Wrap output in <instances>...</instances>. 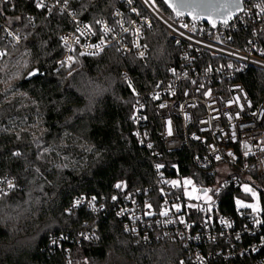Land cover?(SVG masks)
<instances>
[{
  "label": "trees",
  "instance_id": "16d2710c",
  "mask_svg": "<svg viewBox=\"0 0 264 264\" xmlns=\"http://www.w3.org/2000/svg\"><path fill=\"white\" fill-rule=\"evenodd\" d=\"M155 2L173 15L165 0ZM20 3L14 1L19 9L10 21L25 36L0 58V176L18 181L0 198V264H69L68 250L71 264H179L185 256L179 241L138 242L111 202L154 182V157L139 144L131 117L141 97L160 147V121L148 93L178 61L174 38L155 21L147 30V56L111 45L65 68L58 57L59 37L72 28L67 17ZM116 5L118 0H72L79 16L92 21L110 16ZM31 13L34 21L28 20ZM34 68L39 75L26 79ZM242 78L251 94H264V71L249 70ZM160 161L178 163L180 172L198 179L185 151ZM80 196L105 199L108 206L88 239L79 233L94 215L84 205L72 206Z\"/></svg>",
  "mask_w": 264,
  "mask_h": 264
},
{
  "label": "built area",
  "instance_id": "2783aa9c",
  "mask_svg": "<svg viewBox=\"0 0 264 264\" xmlns=\"http://www.w3.org/2000/svg\"><path fill=\"white\" fill-rule=\"evenodd\" d=\"M14 1L0 0V52L7 53L8 46L20 44L25 36L23 28L10 21V13L19 9ZM20 2V7L28 2L33 10L67 17L72 28L59 37L62 50L58 57V64L63 62L65 68H72L81 52L96 56L111 45L123 53L147 56V30L153 23L169 31L179 48L178 61L148 93L160 121L161 146L153 138L148 105L141 97L131 117L139 144L154 157L155 179L116 195L111 201L116 204L115 213L138 242L179 241L185 255L179 264H264V225L255 223L264 220V213L253 214L236 204L237 199L255 202L244 191L247 185L264 208V94H251L242 78L249 70L264 71V0H244L241 12L218 25L174 13L168 17L155 0H118L110 16L95 21L79 16L72 0L63 11V0L59 4L44 0L47 8H38L37 0ZM34 19V14L28 15V20ZM86 25L91 26L90 32ZM105 27L110 31L105 33ZM9 32L19 35V42ZM62 37L68 38L70 48ZM101 40L102 50L92 47ZM184 151L198 179L180 172L178 163L160 161L165 154ZM9 180L14 188H8ZM17 187L16 177L0 176V198ZM228 191L231 194L225 197ZM77 200L94 215L91 225L79 233V238L88 239L108 206L105 199L96 197L92 202V197L80 196L73 207ZM68 257L71 261V250Z\"/></svg>",
  "mask_w": 264,
  "mask_h": 264
},
{
  "label": "snow or ice",
  "instance_id": "6c2138e0",
  "mask_svg": "<svg viewBox=\"0 0 264 264\" xmlns=\"http://www.w3.org/2000/svg\"><path fill=\"white\" fill-rule=\"evenodd\" d=\"M5 2H7V0H5ZM60 2H61V0H57V3H58V4H59ZM165 2L167 3L168 0H165ZM36 6H37L38 8H47V5L44 3V0H37V4H36ZM67 6H68V0H63V8L61 9V11H63L64 9H66ZM170 6L173 7L174 10H177L178 8L187 7V6H189V5L185 4V3L183 2V0H181V2H180L178 5H170ZM231 6H232L234 9H238V8L241 7L239 0H235V2H234ZM47 10H48L50 13L52 12V8H48ZM262 11H264V9H262ZM177 14L180 15L181 13L177 10ZM16 19L19 20L20 17H17ZM97 23H100V21H97ZM225 23H227V21H225ZM85 27L88 29L89 32L91 31V26L86 25ZM103 31H104L105 33H107V32L110 31V29H109L108 27H105V28L103 29ZM125 31H127V29H125ZM9 35L14 36V39H15L17 42H19V40H20V36H19V35H16V34L13 33V32H9ZM80 35L83 36L84 33L81 32ZM61 39H62V41L64 42L65 46L70 48V45H68V38L62 37ZM79 42H80V41H79V38H76V43L78 44ZM103 43H104V41L101 40L99 44L92 45V47H94V48H96V49H98V50H102L101 45H103ZM136 46L139 47V45H136ZM118 50H119V49H118ZM80 54H81V55H85V53H83V52H81ZM89 54L96 55V54H99V53L96 52V53H89ZM5 55H7V53H5V52H0V57H3V56H5ZM140 55H141V57H143L144 54H143V53H140ZM71 59H72V57H69V60H71ZM61 63H62V66H63V62H61ZM0 71H2V69H0ZM29 75H35V73H34V72H33V73H29ZM129 86H131V85H129ZM161 107H163V105H161ZM169 134H171V130H169ZM149 147H151V145H149ZM13 155H15V156H20L21 153H19V152H14ZM229 155H232V154L229 153ZM245 155H247V153H245ZM216 158H217V159H220L219 156H217ZM156 167H157V168H160V167H162V165H157ZM172 183H173V184H176V183H178V182L173 181ZM190 183H191V181H185V184H190ZM7 186H8L9 189L15 187V185H14L10 180L7 181ZM115 187L118 188V189H119V188H122V184L118 183V184L115 185ZM207 191H208V190H205V195L207 194ZM244 191H245L246 193H250L251 196H252V198H253V200H254L255 202H254V203H245L243 200L237 199V200H236V204H237L238 208H246V209H250L251 212H252L253 214H261V213H264V208H261V206H260L259 197H258L257 193H256L251 187H249V186H247V185L244 186ZM0 192H3V190L0 189ZM4 194H6V193H4ZM112 199H113V200H116L117 197L113 196ZM208 199H211V197H208ZM95 200H96V197H92V202H94ZM80 203H81V201H80V200H77V201L75 202V204H74V207H78V206L80 205ZM90 206H92V207H93V210H95V206H94V204H91V202H90ZM148 207L150 208L151 205H148ZM177 210H178V209H177ZM162 215H165V216H166V215H167V212L162 213ZM181 222H183V221H181ZM221 222H222V223H226L228 227H231V226H232L231 223H229V222H227V221H221ZM255 223H256L257 225H264V220L256 219V220H255ZM86 238H87V237H86ZM197 238H198V237H197ZM237 239H239V235H237ZM53 243H55V241H53ZM197 259H198V260H202V258H200V257H197ZM69 264H71V261H69Z\"/></svg>",
  "mask_w": 264,
  "mask_h": 264
},
{
  "label": "water",
  "instance_id": "95a60500",
  "mask_svg": "<svg viewBox=\"0 0 264 264\" xmlns=\"http://www.w3.org/2000/svg\"><path fill=\"white\" fill-rule=\"evenodd\" d=\"M180 2L181 0H168L167 5L177 16H187L212 25H218L220 22L234 18L244 8V0H239L241 7L238 9L231 6L235 0H183L189 6L178 8L177 10L181 13L178 15L177 10H174L170 5H178ZM33 72L35 75L28 74L26 79L30 80L39 75L38 68L32 69L29 73Z\"/></svg>",
  "mask_w": 264,
  "mask_h": 264
},
{
  "label": "rangeland",
  "instance_id": "374dc122",
  "mask_svg": "<svg viewBox=\"0 0 264 264\" xmlns=\"http://www.w3.org/2000/svg\"><path fill=\"white\" fill-rule=\"evenodd\" d=\"M157 6H159V5H157ZM159 8L163 11L162 7L159 6ZM163 13H164L165 15H167L168 17L171 16L170 14L166 13V11H165V12L163 11Z\"/></svg>",
  "mask_w": 264,
  "mask_h": 264
}]
</instances>
